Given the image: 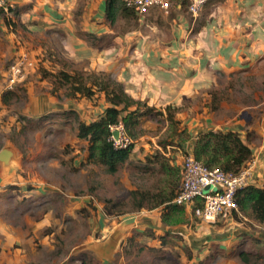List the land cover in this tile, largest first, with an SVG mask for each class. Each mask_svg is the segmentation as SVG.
Segmentation results:
<instances>
[{
	"label": "rangeland",
	"instance_id": "1",
	"mask_svg": "<svg viewBox=\"0 0 264 264\" xmlns=\"http://www.w3.org/2000/svg\"><path fill=\"white\" fill-rule=\"evenodd\" d=\"M80 11L82 8L78 6L76 12L79 14ZM174 11L153 12L144 17L133 13L122 15L116 24L117 33L144 32L151 27L163 26L172 21ZM184 12L194 22V29L199 28L197 24L203 16L195 17L187 8ZM16 13V4L10 12L0 8V25L1 21L8 25L0 28V150L10 148L13 151L8 163L0 161V264H264V222L258 221L251 209L244 210L239 206L237 210L220 215L215 223L204 222L192 213L191 219L174 233L162 227L159 234H155L151 228L140 226L126 232V226L117 223L122 217L139 212L138 196L133 191L154 193L161 187L166 188L167 182L162 180L166 176L158 170L157 162L161 159L169 162L175 155H185L188 151L168 146L183 141L177 136H169L168 126L164 130V119L156 117L157 120L152 121L157 125L151 128L137 126L136 137L130 136L133 149L137 147L138 156L145 157L147 165H141L142 160L136 162L135 158H129L127 166L124 163L116 172L110 173L105 165L92 159V163L88 161L86 144L82 142L81 150L73 156L79 157L80 167L74 169L71 146L77 142L73 139L79 119L63 113L69 111L71 102L67 101L72 98L67 86L54 91L53 76H44L42 71L46 68L38 61V58L42 61L41 55L37 58L29 53L34 64L24 70L23 80L9 87L10 66L28 50L25 38L29 36L24 28L15 24ZM58 62L61 68L55 70V74L62 69L70 73L86 71L84 64H88L87 59L75 60L67 55L61 56ZM40 95L46 96L44 100ZM29 96H40L32 105L40 113H32ZM194 101L193 106L198 112L213 117L216 131H230L232 122L243 114V110L261 113L264 111V57L247 71L219 73L208 96L205 94ZM63 105L67 109L59 110ZM43 106L45 112L41 111ZM83 106L84 112L87 104ZM78 116L83 120L87 116L93 118L84 113ZM64 122L68 124L69 132L54 133L55 124ZM252 133L254 130L247 128L242 139L252 149V155L243 167L249 168L254 183L257 179L254 158H258L257 168H260L264 158V137H252ZM32 156L34 158L30 159ZM262 172L257 182L264 185V170ZM19 177H29L30 182L24 189L12 183ZM44 183H48L45 187L51 191L47 204L35 199L42 195L36 190L37 184L43 189ZM26 189L33 191H24ZM144 204L150 206L148 201ZM108 216L110 219L104 222L109 230L98 231L99 219ZM6 224L12 225L8 226L10 230H5ZM19 225L22 226L20 231L14 230ZM120 226L124 228L122 235L116 230ZM113 232L117 237L112 242ZM165 236L170 242L164 243L163 247L162 243L157 246L159 240L166 242ZM241 252L245 253L244 257Z\"/></svg>",
	"mask_w": 264,
	"mask_h": 264
},
{
	"label": "crops",
	"instance_id": "2",
	"mask_svg": "<svg viewBox=\"0 0 264 264\" xmlns=\"http://www.w3.org/2000/svg\"><path fill=\"white\" fill-rule=\"evenodd\" d=\"M10 1L16 4V11H18L15 24L24 28L25 34L29 36L25 38L28 49L25 51L37 58L41 55L42 61L39 58L38 61L47 71L53 73L61 68L58 62L61 56L67 55L75 60L87 59L88 64H84L86 71H104L111 74L124 84L126 92L131 97L145 101L148 106L154 108L153 112L140 116V128H151L157 125L152 121L153 119L163 118L166 122L165 130L169 125L167 107L170 111L173 110L174 118L180 121L181 128H187L191 138L183 143L175 141L176 145H168L171 148H183L189 151L194 148L199 134L209 130L216 131L213 117L206 112H198L193 104L195 99L205 94L208 96L209 89L217 83L219 73L247 71L264 57V0H212L206 3L197 15L203 17L200 18L202 22L199 21L200 24H197L199 28L195 29L194 22L185 16L184 8L172 9L175 10L172 21L163 26H157L162 28L150 26L151 29L148 31L131 30L125 33H117L116 30L117 22L122 19L121 14L118 13L113 19L106 16L107 0ZM78 6L82 8L79 14L76 12ZM1 22L0 28L8 27L3 21ZM40 80L45 78L40 77ZM28 89L30 92L32 86L30 85ZM40 96H43V100L46 97ZM40 96L35 98L29 96L32 102L30 104L32 113H40L32 106ZM67 102L71 104L69 111L63 112L65 116L74 115L86 123L102 116L110 105L105 93L100 91L91 97L77 93L76 96H72L71 101ZM84 104H87V109L83 112ZM61 108L59 110L67 109V106L63 105ZM44 109L43 106L41 111L45 112ZM157 111L163 114L155 115ZM82 113L84 116L93 115V118L87 116L88 118L83 120L78 116H82ZM234 120L236 121L232 122L233 128H230L232 131H237L242 139L245 137L247 128L254 130L252 137H264V111L254 114L243 110V114ZM67 125L66 122L61 125L55 124L54 133H67ZM75 128L76 138L73 140L77 142L71 146L72 157L81 150L82 142L86 144L85 151H88V140L78 137V124ZM137 153L136 147L130 154V160L135 158L138 160L136 162L142 160L141 165L146 164L145 157L138 156ZM61 154L64 156L63 153ZM87 155L89 156V152ZM172 158L173 160L170 159L169 163L178 167L182 174V153L175 155V159ZM262 159V165L257 168L259 161L258 158H254V174L257 179L252 183L256 186H264L257 182L264 170V158ZM88 161H91L90 158ZM80 162L78 156L74 158L72 163L74 169L80 167ZM256 168L257 172H255ZM28 182H30L29 177L12 180L13 184L23 189ZM40 185L37 184L36 190L42 195L35 199H40L47 204V200L51 198V191L48 192L49 189L45 187L48 183L42 185L43 189ZM24 191L32 192L33 189ZM26 196L29 195L26 194ZM163 207V205L153 208L142 206L137 214L122 217L117 223L121 222V225L126 226V232L137 226L142 229L151 228L155 234L161 231L162 227L165 231L177 232L178 228L184 225L163 223L161 218ZM184 213L186 223L191 219L192 212L185 207ZM109 219V216L103 220L99 219L98 231L109 230V226L104 222H108ZM115 225L112 227L116 228ZM6 226L5 230H10L8 226L12 225L6 224ZM21 227L20 225L18 228L14 227V230L20 231ZM119 229L116 230L122 235L124 228L120 226ZM112 235L110 241L113 242V238L117 235L114 232ZM166 238L167 236L164 237L166 242L159 240L160 245L157 246H161L162 243L163 247L164 243H169L170 240ZM107 242L108 240L105 243Z\"/></svg>",
	"mask_w": 264,
	"mask_h": 264
},
{
	"label": "trees",
	"instance_id": "3",
	"mask_svg": "<svg viewBox=\"0 0 264 264\" xmlns=\"http://www.w3.org/2000/svg\"><path fill=\"white\" fill-rule=\"evenodd\" d=\"M124 7L122 0H107L106 16L113 19L119 13L123 16L133 13ZM134 14V13H133ZM44 76H53V90L62 87L70 90L69 95L91 97L96 92H104L109 106L104 114L90 123L78 121V137L88 140L89 158L105 165L106 170L114 173L119 166L129 160L133 150V140L125 148L114 149L109 140L111 126L122 122L126 133L132 138L136 137L135 128L139 126L140 116L153 112L154 108L145 101L131 97L125 90L124 84L114 79L109 73L76 71L70 73L62 69L59 74L50 71H42ZM85 75L88 77L85 78ZM132 107H135L132 109ZM167 120L169 121V136H177L181 141H188L191 136L186 127H180V121L174 118L173 110L167 107ZM163 114L161 111L155 115ZM131 138V139H132ZM166 140H163L166 145ZM193 152L198 160L208 167H219L225 171L238 172L252 155V149L242 140L236 131L202 132L197 137ZM162 158V157H161ZM156 163V162H155ZM158 170L167 182L166 188L161 187L156 192L133 191L138 196V207L145 206V201L150 202L149 208L163 205L162 221L168 225L184 223L187 219L182 206L173 204L179 181H181L180 169L171 165L167 159L160 160ZM147 165V164H145ZM174 179L176 181H174ZM178 181V182H177ZM237 202L241 209L252 210L253 216L260 222H264V186H256L253 183L240 188L236 193ZM245 253L241 252L244 257Z\"/></svg>",
	"mask_w": 264,
	"mask_h": 264
},
{
	"label": "built area",
	"instance_id": "4",
	"mask_svg": "<svg viewBox=\"0 0 264 264\" xmlns=\"http://www.w3.org/2000/svg\"><path fill=\"white\" fill-rule=\"evenodd\" d=\"M209 1L211 0H122L124 7L139 17L183 8L197 16ZM0 8L10 12L14 3L0 0ZM32 64L34 60L28 53L20 55L10 66L9 87L12 83L23 80L24 70ZM109 140L114 149L125 148L132 142L122 122L111 126ZM181 168V182L171 202L191 209L195 217L207 223H215L225 212L237 210V191L253 182L249 168L242 167L238 172H231L219 167H208L195 157L193 149L183 155Z\"/></svg>",
	"mask_w": 264,
	"mask_h": 264
},
{
	"label": "water",
	"instance_id": "5",
	"mask_svg": "<svg viewBox=\"0 0 264 264\" xmlns=\"http://www.w3.org/2000/svg\"><path fill=\"white\" fill-rule=\"evenodd\" d=\"M115 136H117V133H113ZM13 155V151L11 149H3L0 152V161L4 163H8L11 160V157Z\"/></svg>",
	"mask_w": 264,
	"mask_h": 264
}]
</instances>
